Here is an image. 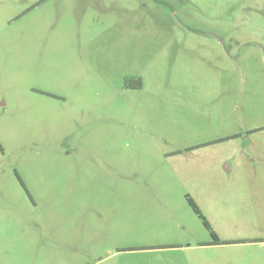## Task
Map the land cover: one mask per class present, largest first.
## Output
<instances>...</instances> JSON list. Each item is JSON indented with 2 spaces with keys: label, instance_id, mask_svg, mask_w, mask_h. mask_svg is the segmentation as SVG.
<instances>
[{
  "label": "rangeland",
  "instance_id": "1",
  "mask_svg": "<svg viewBox=\"0 0 264 264\" xmlns=\"http://www.w3.org/2000/svg\"><path fill=\"white\" fill-rule=\"evenodd\" d=\"M0 264H264V0H0Z\"/></svg>",
  "mask_w": 264,
  "mask_h": 264
},
{
  "label": "trees",
  "instance_id": "2",
  "mask_svg": "<svg viewBox=\"0 0 264 264\" xmlns=\"http://www.w3.org/2000/svg\"><path fill=\"white\" fill-rule=\"evenodd\" d=\"M125 86H126V88L131 89V90H140L143 87V81H142V79L140 77H134V78L128 79V81L125 82ZM230 139L231 138H227L225 140L227 141V140H230ZM193 149H196V148H192L190 150H193ZM187 201H188L190 207L195 212V214L202 220L205 228L207 230H209L210 233H211V236H212L213 240L208 245L231 244V242H223V241H221L220 238L218 237V235L214 231H212V228H211L209 222L207 221L205 216L202 214L201 210L199 209V207L196 205V203L194 202V200L192 198L187 197ZM236 243H241V242H236Z\"/></svg>",
  "mask_w": 264,
  "mask_h": 264
},
{
  "label": "flooded vegetation",
  "instance_id": "3",
  "mask_svg": "<svg viewBox=\"0 0 264 264\" xmlns=\"http://www.w3.org/2000/svg\"><path fill=\"white\" fill-rule=\"evenodd\" d=\"M129 78L131 79V78H134V77H129ZM129 78H126L125 80L128 81ZM126 81H125V82H126Z\"/></svg>",
  "mask_w": 264,
  "mask_h": 264
}]
</instances>
